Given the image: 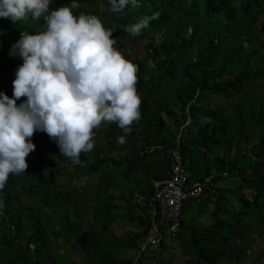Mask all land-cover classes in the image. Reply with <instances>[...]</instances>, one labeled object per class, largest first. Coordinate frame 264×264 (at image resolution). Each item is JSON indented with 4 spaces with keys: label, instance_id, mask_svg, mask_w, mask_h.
Returning a JSON list of instances; mask_svg holds the SVG:
<instances>
[{
    "label": "trees",
    "instance_id": "16d2710c",
    "mask_svg": "<svg viewBox=\"0 0 264 264\" xmlns=\"http://www.w3.org/2000/svg\"><path fill=\"white\" fill-rule=\"evenodd\" d=\"M72 2L51 0L45 15ZM75 2L74 16H97L114 48L138 66L142 118L122 146L123 130L102 122L82 165L61 155L46 133L34 134L27 172L10 174L0 191V264H136L152 224L148 202L175 148L189 181L212 177L214 187L184 203L177 249L162 240L139 264H264V0H138L141 7L123 14L110 10V0ZM153 14L139 36L125 31ZM45 28L43 17L0 18V92L9 98L23 64L10 55L12 45L22 32ZM142 40L145 54L137 55L132 47ZM122 172L140 177L120 216L109 189ZM223 172L239 185L219 188ZM82 178L84 185H73ZM69 245L80 261L64 250Z\"/></svg>",
    "mask_w": 264,
    "mask_h": 264
},
{
    "label": "clouds",
    "instance_id": "9594fccd",
    "mask_svg": "<svg viewBox=\"0 0 264 264\" xmlns=\"http://www.w3.org/2000/svg\"><path fill=\"white\" fill-rule=\"evenodd\" d=\"M51 0H0V18L13 23L44 19L38 34L21 33L11 56L23 64L16 71L13 97L0 92V191L11 175L29 167L27 157L36 150L31 138L39 131L55 141L61 155L82 165L81 156L95 147V132L102 122L116 123L124 135L141 120L137 92L138 66L114 48L116 39L95 15L74 16L71 7H58L49 15ZM111 11L123 14L138 0H110ZM158 14L143 16L125 31L139 36ZM27 97L17 105V101Z\"/></svg>",
    "mask_w": 264,
    "mask_h": 264
},
{
    "label": "built area",
    "instance_id": "2783aa9c",
    "mask_svg": "<svg viewBox=\"0 0 264 264\" xmlns=\"http://www.w3.org/2000/svg\"><path fill=\"white\" fill-rule=\"evenodd\" d=\"M167 158L169 163L165 176L163 180L155 183L154 194L148 202L152 224L136 251L134 260L136 264L155 250L164 236L174 237L178 234L183 205L187 200H199L206 189L214 187L212 177L189 181L188 172L177 148L170 149ZM222 176L227 177V172H223Z\"/></svg>",
    "mask_w": 264,
    "mask_h": 264
},
{
    "label": "rangeland",
    "instance_id": "374dc122",
    "mask_svg": "<svg viewBox=\"0 0 264 264\" xmlns=\"http://www.w3.org/2000/svg\"><path fill=\"white\" fill-rule=\"evenodd\" d=\"M259 26H262V21H259ZM1 35V33H0ZM145 40L142 41H138L137 45L132 47L133 51L140 55L145 54L144 52V42ZM129 174V175H128ZM125 174V173H120L116 178H114L110 183V191L115 193V195H117V198L115 199V201L113 202L114 204H116L118 206V215H122V209L126 207L125 202L122 200L123 197H126L127 199H130L131 196L129 194L130 189L133 187V181L135 179H138L140 176L137 174H132V172ZM85 183V179L82 178L80 180H74L73 181V185H76L77 187H81L82 185H84ZM94 184H96V182H93ZM239 185V179L235 176H227L224 177L218 184L217 186L221 189H230V188H234L236 186ZM88 187V186H87ZM71 188V187H70ZM249 195V194H248ZM39 202H34L32 204V208L36 207V204ZM52 218V216H50ZM50 217L47 215V219L48 221H50ZM55 218V217H54ZM56 219V218H55ZM53 219H51L52 221ZM60 224V222L58 221V219L55 220V225L58 226ZM128 225V230L131 232L135 231V228L132 227L130 224H126ZM46 227H48L46 225ZM163 242L168 245V244H175L174 245V250L177 249V246H179V241L177 240V237H170V236H164L163 238ZM259 245V244H258ZM258 248V247H257ZM64 250H66L68 252V254L71 255V257L73 259H76L78 261H80V258L77 256V254L74 252V249L69 245V246H65ZM171 254V250L167 249L166 252H163L164 256H170ZM131 255V253L129 254V256ZM179 256V255H177ZM149 259V258H148ZM145 261V262H144ZM142 262V264H155L151 259L149 260H144Z\"/></svg>",
    "mask_w": 264,
    "mask_h": 264
}]
</instances>
